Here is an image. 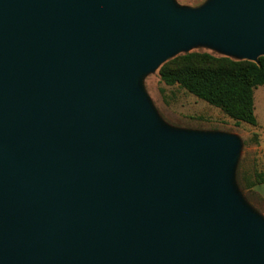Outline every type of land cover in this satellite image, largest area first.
Returning a JSON list of instances; mask_svg holds the SVG:
<instances>
[{"label":"water","instance_id":"1","mask_svg":"<svg viewBox=\"0 0 264 264\" xmlns=\"http://www.w3.org/2000/svg\"><path fill=\"white\" fill-rule=\"evenodd\" d=\"M200 37L256 61L264 0H0V264H264L235 138L167 135L129 88Z\"/></svg>","mask_w":264,"mask_h":264},{"label":"rangeland","instance_id":"2","mask_svg":"<svg viewBox=\"0 0 264 264\" xmlns=\"http://www.w3.org/2000/svg\"><path fill=\"white\" fill-rule=\"evenodd\" d=\"M175 14H200L220 0H164ZM208 52L215 56L244 59V55L206 38H197L177 48L153 67L141 70L129 81V88L143 99L161 132L230 136L236 148L227 164L224 186L241 217L256 221L264 228V182L257 184V174L264 170V86L253 91L255 126L238 122L219 108L195 97L184 88L165 85L159 76L162 63L187 52ZM168 135V133H167ZM158 133L157 137L167 136ZM160 142L166 138H160Z\"/></svg>","mask_w":264,"mask_h":264},{"label":"trees","instance_id":"3","mask_svg":"<svg viewBox=\"0 0 264 264\" xmlns=\"http://www.w3.org/2000/svg\"><path fill=\"white\" fill-rule=\"evenodd\" d=\"M160 80L184 88L195 97L219 108L225 115L253 126L257 124L253 91L264 86V55L256 61L187 52L162 63ZM264 182V170L257 174Z\"/></svg>","mask_w":264,"mask_h":264},{"label":"crops","instance_id":"4","mask_svg":"<svg viewBox=\"0 0 264 264\" xmlns=\"http://www.w3.org/2000/svg\"><path fill=\"white\" fill-rule=\"evenodd\" d=\"M261 184V183H260Z\"/></svg>","mask_w":264,"mask_h":264}]
</instances>
